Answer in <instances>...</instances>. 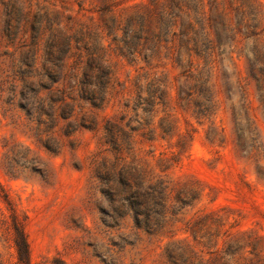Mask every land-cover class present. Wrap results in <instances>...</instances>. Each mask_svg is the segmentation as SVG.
Returning <instances> with one entry per match:
<instances>
[{"label":"rangeland","instance_id":"374dc122","mask_svg":"<svg viewBox=\"0 0 264 264\" xmlns=\"http://www.w3.org/2000/svg\"><path fill=\"white\" fill-rule=\"evenodd\" d=\"M4 193L29 264H264V0H0Z\"/></svg>","mask_w":264,"mask_h":264},{"label":"trees","instance_id":"16d2710c","mask_svg":"<svg viewBox=\"0 0 264 264\" xmlns=\"http://www.w3.org/2000/svg\"><path fill=\"white\" fill-rule=\"evenodd\" d=\"M108 7L105 6L103 7L101 10H106ZM15 8H13L14 10ZM13 10H11V12H9L7 14V16L10 17L9 19V23H11L12 21V14H13ZM37 18H41V15L38 13H35V15L33 16V20H35L32 25H31V31H38V35L36 37L31 36L30 37V44L27 46L29 51H28V57H33L34 53H32L37 45V43L40 40V35H42V23L41 21L36 22ZM25 19V17L23 16V20ZM53 55H49L48 61L52 64L51 68H47L45 66H43L44 72H45V76L49 77V76H55V80L53 81V83L56 84H60L61 81L60 80V75H61V67L62 65H55L53 64ZM64 60V58H63ZM55 67V68H54ZM99 75L103 76V80H105V83L108 81V73L104 71V69L102 68L101 65L99 64H89L86 68H83V73H82V80L80 81L79 84H81L83 86L82 90L84 92L88 91V93H93L95 94V92H97L100 94L104 92V90L97 88L96 85H94V89L91 90L90 88V84L92 83L91 81H93V78L98 77ZM87 85V88H85ZM99 91V92H98ZM90 98L95 99L96 97L94 95H91ZM115 127L114 124H108V127H104V130L107 133L111 132V129ZM119 175L122 177L123 181L122 184L124 185V187L126 189H129L131 187V184L134 182L135 177L134 174L132 172V168H122L120 170ZM135 187H137V184H135ZM138 191V190H137ZM134 194H139L138 192L134 193ZM133 193L131 194V196H135ZM0 198L2 199L3 203L6 206V210L9 213V220H10V230H11V235H12V245H13V249L15 251V255H16V264H29V258H28V246H27V242H26V237H25V233H24V222L23 220L20 218V215L18 214L15 206L13 205L12 201L10 200L9 196L7 194H3L2 196H0ZM135 208L138 206H142L143 203H139V204H134ZM133 210V214H134V219L137 223V217L139 215H144L141 213V211L139 210V208H136Z\"/></svg>","mask_w":264,"mask_h":264}]
</instances>
